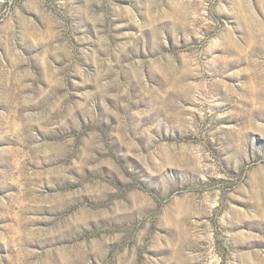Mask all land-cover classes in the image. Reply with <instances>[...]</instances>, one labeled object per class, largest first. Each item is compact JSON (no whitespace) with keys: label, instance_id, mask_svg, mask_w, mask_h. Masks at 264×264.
<instances>
[{"label":"rangeland","instance_id":"374dc122","mask_svg":"<svg viewBox=\"0 0 264 264\" xmlns=\"http://www.w3.org/2000/svg\"><path fill=\"white\" fill-rule=\"evenodd\" d=\"M0 264H264V0H0Z\"/></svg>","mask_w":264,"mask_h":264}]
</instances>
